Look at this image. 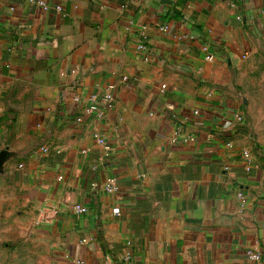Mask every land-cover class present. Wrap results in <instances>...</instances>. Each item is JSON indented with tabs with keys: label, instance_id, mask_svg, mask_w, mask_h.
Masks as SVG:
<instances>
[{
	"label": "crops",
	"instance_id": "obj_1",
	"mask_svg": "<svg viewBox=\"0 0 264 264\" xmlns=\"http://www.w3.org/2000/svg\"><path fill=\"white\" fill-rule=\"evenodd\" d=\"M43 1L0 0V264H264V0Z\"/></svg>",
	"mask_w": 264,
	"mask_h": 264
},
{
	"label": "built area",
	"instance_id": "obj_2",
	"mask_svg": "<svg viewBox=\"0 0 264 264\" xmlns=\"http://www.w3.org/2000/svg\"><path fill=\"white\" fill-rule=\"evenodd\" d=\"M236 1L239 0H229V3L231 5H235ZM29 2L32 5H38L40 7H42L44 10H50L54 7L50 6L48 3H46L43 0H29ZM55 10L62 12V8L61 6H56L54 8ZM190 37L189 35H182V38H188ZM192 38V37H190ZM140 49L145 48V46L143 44L139 45ZM206 58L208 60H212L213 56L212 55H207ZM114 90H115V84H108L105 92L102 95H98V94H93L92 96H90L89 98V104H88V111L90 113H95L98 114L100 116H103L105 114V111L111 109L113 107L114 104ZM75 100H79V97L76 96ZM192 139V138H191ZM243 156L249 160L250 159V152L249 151H244ZM105 191L108 192H113L115 190H117V186L115 184V180H110L104 187ZM75 210L79 213H83L86 211V208L82 205H75L74 206ZM42 214H49V215H55L57 213V208L55 207H51L50 209H42L41 210ZM43 216V215H41ZM48 217V215H47ZM248 255L255 259L258 260L260 259V255L257 252H253V251H248Z\"/></svg>",
	"mask_w": 264,
	"mask_h": 264
}]
</instances>
